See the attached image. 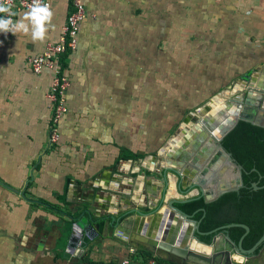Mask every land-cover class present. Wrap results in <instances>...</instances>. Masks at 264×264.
Returning a JSON list of instances; mask_svg holds the SVG:
<instances>
[{
    "label": "crops",
    "instance_id": "crops-1",
    "mask_svg": "<svg viewBox=\"0 0 264 264\" xmlns=\"http://www.w3.org/2000/svg\"><path fill=\"white\" fill-rule=\"evenodd\" d=\"M51 1L43 42L31 31L0 35V264H78L63 249L83 216L108 218L84 258L112 262L138 248V230L160 225L161 210H137L199 192L192 184L214 167L207 131H219L250 85L264 88V0H85L77 47L63 65L69 110L55 146L52 73L28 63L66 24L72 0ZM236 260L264 264V245Z\"/></svg>",
    "mask_w": 264,
    "mask_h": 264
},
{
    "label": "water",
    "instance_id": "water-1",
    "mask_svg": "<svg viewBox=\"0 0 264 264\" xmlns=\"http://www.w3.org/2000/svg\"><path fill=\"white\" fill-rule=\"evenodd\" d=\"M252 73L253 70L251 69L242 75L241 78L249 80ZM243 92H245V98L242 101L243 111L241 115H238L235 109L232 108L224 115L227 125L225 123L222 124L219 127V131H216V125L211 127L210 131H207L214 142V149L211 154L212 163L214 162L212 165L214 167L211 173L201 175V179L192 184V187L198 188L199 192L183 196L179 199L163 200L152 213L137 210L138 215L142 217L157 214L161 210L158 214L161 221L155 233L150 231L146 234V231L138 230L139 235L135 239L138 242L136 247L150 251L159 258L176 264H185L192 256H198L203 260L206 259L207 261H211L212 264H246L245 262L236 260L237 257L250 258L262 248L264 245V233L251 248L243 246V240L250 231V226L245 223L234 222L221 225L210 231H202L200 229V221L194 219L192 214L177 206L178 203H185L201 196L207 202H212L227 192L239 191L243 187L244 167L225 148L223 140L236 127L240 120L264 127V107H257L264 100V88H256L255 85H250ZM218 154L221 155L219 158ZM191 164L194 163L192 162ZM196 167L199 169L198 166ZM224 167L228 168V170H225ZM233 169L235 172H233ZM173 171L181 178L182 172L180 170L174 169ZM252 171H256V168L254 167ZM232 178L239 179L242 183L234 184L230 182ZM223 181L225 185L222 184ZM259 181L253 183L255 190L264 188V183L259 185ZM179 187L181 191H184L183 183H180ZM202 210L204 211V209ZM233 226H240L245 229V233L239 242L234 241L227 232V229ZM99 230V227L95 223L90 222L87 216L74 221L63 249V257L71 258L75 255L83 260L85 250L89 244L99 236L103 235V238L105 237ZM206 234L213 235L210 242H206L200 238V236ZM195 242L210 247L213 250L212 255L209 256L208 253H205L206 251L197 252L194 250L193 246Z\"/></svg>",
    "mask_w": 264,
    "mask_h": 264
},
{
    "label": "trees",
    "instance_id": "trees-1",
    "mask_svg": "<svg viewBox=\"0 0 264 264\" xmlns=\"http://www.w3.org/2000/svg\"><path fill=\"white\" fill-rule=\"evenodd\" d=\"M72 10H74V6L71 1L70 12ZM71 52L67 49L61 55L62 68H64V64L66 65ZM223 145L233 154L237 162L243 165V183L245 186L239 191L227 192L212 202H207L201 196L185 203H178L177 206L200 221L202 231H210L221 225L234 222L249 225L250 231L243 240V246L251 248L264 233V188L255 190L252 186L253 182L259 180V185L264 183V127L240 120L236 127L225 136ZM122 152L121 158L136 156L135 153ZM254 167L256 171H252ZM107 220V217L100 219L91 217V221L100 230H103ZM227 232L234 241L239 242L245 233V229L240 226H233L227 229ZM212 236V234H206L200 236V238L210 242ZM141 251L145 254H151L147 250ZM86 260H88L87 257L81 261ZM159 261L165 264H173L161 258H159ZM100 263L110 264L109 262Z\"/></svg>",
    "mask_w": 264,
    "mask_h": 264
},
{
    "label": "built area",
    "instance_id": "built-area-1",
    "mask_svg": "<svg viewBox=\"0 0 264 264\" xmlns=\"http://www.w3.org/2000/svg\"><path fill=\"white\" fill-rule=\"evenodd\" d=\"M5 6L11 8L15 15L11 16L13 22H16V14L19 11H29L33 6L34 0H0ZM42 5H48L52 11L51 0H40ZM74 10L68 17L63 26L62 33L57 43H49L45 51L41 54L28 57V63L31 69L40 74L45 70L52 73V82L47 93V99L52 109L50 121L49 143L52 146L58 145L61 138L60 121L68 112L69 108L66 102V92L70 85L67 74L63 71L61 55L66 50H75L77 47L78 33L80 24L86 17L85 0H72ZM0 18H9L7 13H0ZM4 34V33H0ZM110 264H165L159 261V257L154 254H145L138 248L131 247L127 254L118 260L109 262ZM79 264H101L95 261H81Z\"/></svg>",
    "mask_w": 264,
    "mask_h": 264
},
{
    "label": "clouds",
    "instance_id": "clouds-1",
    "mask_svg": "<svg viewBox=\"0 0 264 264\" xmlns=\"http://www.w3.org/2000/svg\"><path fill=\"white\" fill-rule=\"evenodd\" d=\"M0 13H7L9 18H0V33H12L23 32L27 34L31 31V37L33 41L45 40L47 32L46 25L50 23L53 13L48 5H42L40 0H34L33 6L30 10L23 14L22 18L17 22H13L12 15H15L11 11V8L0 3ZM27 21V23H26ZM31 25V29L29 28Z\"/></svg>",
    "mask_w": 264,
    "mask_h": 264
},
{
    "label": "flooded vegetation",
    "instance_id": "flooded-vegetation-1",
    "mask_svg": "<svg viewBox=\"0 0 264 264\" xmlns=\"http://www.w3.org/2000/svg\"><path fill=\"white\" fill-rule=\"evenodd\" d=\"M244 98H245V96L243 95V97H239V98H237V99H234V102H233V108L235 109V111L237 112V114L238 115H241V113H242V111H243V106H242V101H244ZM257 107H264V100H263V102L260 104H258L257 105ZM232 117V116H231ZM225 125H227V122L225 123ZM213 149H214V146H213V148H212V151H213ZM221 155L220 154H218V158L220 157ZM224 169L225 170H228V168H226V167H224ZM233 172H235V170L233 169ZM243 180H244V177H243ZM230 181V180H229ZM230 182H232V183H234V184H241L242 183V181L240 180L239 181V179H235V178H232L231 179V181ZM254 183V182H253ZM253 183H252V186H253ZM222 184H224V181L222 182ZM225 185V184H224ZM245 185H244V183H243V187H244ZM242 188V187H241ZM240 188V189H241ZM187 262V261H186ZM80 263V262H79ZM78 263V264H79ZM173 264H176V263H173Z\"/></svg>",
    "mask_w": 264,
    "mask_h": 264
},
{
    "label": "rangeland",
    "instance_id": "rangeland-1",
    "mask_svg": "<svg viewBox=\"0 0 264 264\" xmlns=\"http://www.w3.org/2000/svg\"><path fill=\"white\" fill-rule=\"evenodd\" d=\"M78 35H79V33H78ZM97 245H99V246H104L105 245V242H104V240H99L98 241V243H97ZM88 261H90V260H88Z\"/></svg>",
    "mask_w": 264,
    "mask_h": 264
}]
</instances>
